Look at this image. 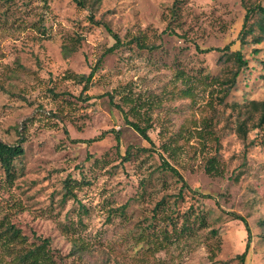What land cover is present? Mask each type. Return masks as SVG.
Instances as JSON below:
<instances>
[{
	"label": "rangeland",
	"instance_id": "rangeland-1",
	"mask_svg": "<svg viewBox=\"0 0 264 264\" xmlns=\"http://www.w3.org/2000/svg\"><path fill=\"white\" fill-rule=\"evenodd\" d=\"M257 3L0 0V139L24 148L0 165V264L43 238L53 264H239L232 214L264 264V42L238 38Z\"/></svg>",
	"mask_w": 264,
	"mask_h": 264
},
{
	"label": "trees",
	"instance_id": "trees-1",
	"mask_svg": "<svg viewBox=\"0 0 264 264\" xmlns=\"http://www.w3.org/2000/svg\"><path fill=\"white\" fill-rule=\"evenodd\" d=\"M73 1H75V3L79 6H85L86 0H73ZM89 17L90 20L92 21L93 16L90 15ZM105 26L107 27L108 30H110V28L106 24ZM110 33L115 39L114 44L108 48L109 51H112L115 47H118L120 44H122L123 41L121 40V38L117 33H114L111 30ZM248 34L253 35L251 39L253 43L264 42V5L260 3L252 4L246 7L245 9L242 18L241 29L238 33V38L240 39L241 43H244V41H246L245 39ZM212 50L223 52L225 50H229V46L225 45L223 47H210L204 49L205 52ZM232 55L234 61L236 62L237 70L239 68L247 67V59L244 58V55L241 53L240 50L233 51ZM261 63H262V67L264 68V61H261ZM93 72L94 70L91 69L88 73H82L80 74V78H83L85 82H88L90 81ZM110 101L114 103L112 100V96H110ZM114 105H116V107L124 114L127 124H130L140 135L143 136V138H145L148 141H151L147 134V128L145 126H141L136 121L129 120L122 106L116 103H114ZM259 105L260 106H257L258 109L261 111L259 116L260 119L259 121L264 123V99L259 102ZM95 139H98V137L90 138L87 141H93ZM22 143H23V137H20L18 142L15 144H10L0 139V165L5 171V174L8 176H12L14 174V166H15L14 161L24 152ZM160 165L164 169L170 170L181 182L178 195L181 194L184 189H189L188 184L186 183L182 175L178 172V170L175 167H173L164 159L162 160V163ZM206 171L209 173H219L218 171H216V167L212 159L208 160ZM193 191L199 193L196 190ZM200 195L205 196L206 194L200 193ZM232 215L233 217L240 219L245 227L247 237L245 241L244 250L240 253L235 254V257L238 259L239 264H245V258L247 251L249 249L250 236H251L250 228L248 226L247 221L242 216L238 214H232ZM10 230L11 231L9 232V236H8L10 240L9 238L4 240L5 242L4 245H6L9 242L11 243L13 241H17L18 244L24 243L22 239L25 238L19 234V229L15 228L14 226H10ZM13 237H16V240ZM48 241H49L48 238H43L40 244L33 246H26V245L21 246L18 250L15 251L16 255L14 256L15 261L13 264H53V257L47 248Z\"/></svg>",
	"mask_w": 264,
	"mask_h": 264
}]
</instances>
